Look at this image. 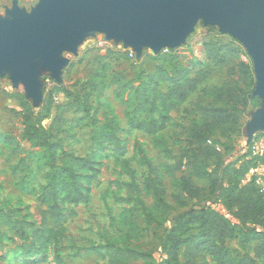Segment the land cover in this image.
Returning a JSON list of instances; mask_svg holds the SVG:
<instances>
[{
    "label": "rangeland",
    "instance_id": "obj_1",
    "mask_svg": "<svg viewBox=\"0 0 264 264\" xmlns=\"http://www.w3.org/2000/svg\"><path fill=\"white\" fill-rule=\"evenodd\" d=\"M12 1L0 0V16H4L5 8H10ZM16 1L29 12L39 0ZM209 42L231 45L235 53L228 57L230 66L243 61L253 71L252 61L237 40L221 34L217 26H204L199 20L185 43L173 50H162L158 54L163 56L161 59H156L157 54L148 49H143L137 59L130 48L125 49L122 43L106 41L100 33L85 38L75 55L61 53L68 63L62 69L58 81L48 72L40 71L42 96L37 102L26 96L20 84H13L8 72L0 75V209L5 212L17 211L12 221L19 224L20 230V234H17L16 229H0V264H54L52 244H47L45 252L36 256H27L18 250L24 242L30 243L24 240L29 234V226L39 227L47 204L58 203L63 215L60 223L48 217L45 228L57 229L62 226L65 229L60 242L65 264H109L110 258L104 249L108 242L134 250L140 259L129 261L128 264H162L165 256L160 249L161 240L177 214L192 208H204L230 218L215 198L209 195V184L201 174V160L197 159L194 163L192 159H186L187 165L182 163L179 167L178 163L190 154L183 143L182 132L199 118L194 112V105L200 103L208 106L215 88L229 81L233 83L243 76L234 74L228 79L227 67H217L208 62V79L184 104L167 114V127L156 136L157 143L143 131L131 129L126 124L127 117L131 116L133 107L130 101H133L134 96L129 101L125 99L123 91L126 88L123 86L140 82L139 76L155 72L172 55H178L177 62L183 65L202 62L205 57L204 46ZM95 74H102L105 82L94 87L88 97L87 107L84 99L90 93L88 82L91 83ZM248 81H240L239 85L244 87ZM165 87L166 84L162 83L160 90L164 92ZM28 108L35 112L34 122L48 131L53 142L60 144L57 154L67 152L83 160L91 159L92 165L87 167L90 170L78 171L81 192L87 198L88 205L63 204L61 193L53 195L50 178L60 162L58 158L52 159L45 148L33 147L23 137L21 116ZM144 108L149 109L146 106ZM256 109L246 110L234 134L211 139L218 144L224 166H238L264 153V149L256 156L250 153L252 141L255 137L264 139V132L256 133L247 144L246 126ZM156 113L157 116L159 109ZM105 115L112 121L111 127L117 126L118 137L125 145L123 160L128 161V169L135 176L138 188H132L130 176L122 169L112 147L96 137L98 129L107 124ZM152 116V113L148 115ZM139 152H143L151 161L155 185L165 192L168 208L167 215L154 211V219L150 224L141 206L152 208L154 198L152 192L145 189L148 172L140 161ZM208 164V171L215 168L213 160ZM252 176L264 188L262 165L251 170L242 183L250 181ZM181 177L191 180L198 190L197 199L189 200L180 193L177 181ZM175 196L176 200L173 199ZM180 202L185 203L186 207H180ZM232 223L235 222L232 220ZM239 229L235 228L236 231ZM23 232L25 235L22 237ZM241 238L242 235H235L234 239L225 243V247L262 264L261 260L255 259L254 243L245 244ZM197 261L200 264H221L222 257L203 251Z\"/></svg>",
    "mask_w": 264,
    "mask_h": 264
},
{
    "label": "trees",
    "instance_id": "obj_2",
    "mask_svg": "<svg viewBox=\"0 0 264 264\" xmlns=\"http://www.w3.org/2000/svg\"><path fill=\"white\" fill-rule=\"evenodd\" d=\"M203 50L205 57L202 62L183 65L177 62L178 55H172L173 57H168L164 62L165 65L158 66L155 72L145 76L143 74L141 76L143 78L139 76L140 82L123 86L126 88L123 91L125 99L129 101L134 96L133 101H130L133 108L131 116L126 119L127 126L143 131L157 143L156 136L167 127L169 120L167 114L184 104L208 79L210 75L208 62L217 67H227L228 79L234 74L243 76L233 83L229 81L215 88L211 93L212 100L208 106H202L200 103L194 105V112L199 115V118L190 123L182 132L183 143L187 151L190 150V154L185 155L181 159L182 162L178 163L179 167L182 163L187 165L186 159H192L194 163L197 162V159L201 160V174L209 184V195L215 198L230 218L215 210L204 208H192L177 214L161 240L160 249L165 256L162 264H200L197 260L203 251L221 256V264H257L254 259L240 256L237 251L225 247V243L234 239L235 235H242L241 240L245 244L254 243L255 259L261 260L264 264V188L255 183V176H252L250 181L242 183L251 170L260 165L264 167V153L256 157L250 156V161L242 162L238 166L230 164L224 166L221 162V151L218 144L211 140L213 137L234 134L238 130L246 110L259 107L258 98L253 96L254 74L251 66L243 61H238L235 65L230 66L228 57L234 50L229 44L217 45L209 42ZM123 54L126 55V53ZM244 55L246 54L244 53ZM161 57L163 56L158 54L155 56L156 59H161ZM246 57L248 58L247 55ZM195 66L196 69H194ZM103 78L102 74H95L91 83L88 82L90 93L85 95V106L88 107V97L93 93L94 87L105 82ZM247 79L249 81L245 83L244 87H241L240 81ZM162 83L166 84L164 92L160 90ZM145 106L149 109H145ZM158 109L159 114L156 116ZM150 113H152V117H148ZM34 115L35 112L32 108L23 112L21 116L23 137L33 147L45 148L52 159L58 158L60 165L50 178L53 195L61 193L63 204L88 205L87 198L81 192L82 188L79 182L81 176L78 171L89 169L87 167H91V159L83 160L73 153L67 152L57 154L60 144L53 142V137L48 134V131L34 122ZM105 121L107 124L98 129L96 137L103 139L112 147L122 164V169L124 168L130 176L132 188H138L135 176L128 169V161L123 160L125 145L118 137L117 126L111 127L112 121L108 120L106 115ZM247 154L250 155L249 152ZM139 155L140 161L147 167L148 172V177L144 182L145 189L151 191L154 198L152 208L141 206L146 212L147 223L150 224L154 219V211L161 215H167L168 208L165 203V192L155 185L154 168L151 161L146 158L143 152H139ZM211 160L214 161L215 168L208 171V163ZM177 186L180 193L189 200L199 197L198 190L192 185L189 178L181 177L177 181ZM173 199L176 200L177 197L175 196ZM179 205L182 208L186 207L183 202H180ZM16 214L17 211L5 212L0 209V229L2 227L12 228L16 229L17 234H20L19 224L12 221ZM48 217L60 223L63 215L58 203L47 204V210L42 213L39 227L29 226V234L24 240L30 241V243L24 242L18 247V250L27 256H36L44 253L46 246L52 244L54 264H65L60 249L65 229L62 226L57 229L45 228ZM232 220L235 223H232ZM235 228L240 229L236 231ZM24 233L22 237L25 235ZM104 249L110 258L109 264H128L129 261L140 259L128 246L118 247L116 244L108 242Z\"/></svg>",
    "mask_w": 264,
    "mask_h": 264
},
{
    "label": "water",
    "instance_id": "obj_3",
    "mask_svg": "<svg viewBox=\"0 0 264 264\" xmlns=\"http://www.w3.org/2000/svg\"><path fill=\"white\" fill-rule=\"evenodd\" d=\"M237 40L252 61L259 108L246 126L247 144L264 132V0H39L28 12L16 0L0 16V75L41 100L40 71L58 81L85 38L103 34L140 58L185 43L198 21Z\"/></svg>",
    "mask_w": 264,
    "mask_h": 264
},
{
    "label": "built area",
    "instance_id": "obj_4",
    "mask_svg": "<svg viewBox=\"0 0 264 264\" xmlns=\"http://www.w3.org/2000/svg\"><path fill=\"white\" fill-rule=\"evenodd\" d=\"M102 46V43L99 44V47ZM264 149V139L259 140L254 138V140L252 141V145L250 146V153L252 156H256L258 155L261 150ZM255 183L260 186L261 182L257 179L255 180Z\"/></svg>",
    "mask_w": 264,
    "mask_h": 264
}]
</instances>
